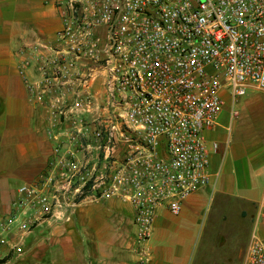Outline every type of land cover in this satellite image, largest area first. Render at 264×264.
Returning <instances> with one entry per match:
<instances>
[{
  "label": "built area",
  "instance_id": "2783aa9c",
  "mask_svg": "<svg viewBox=\"0 0 264 264\" xmlns=\"http://www.w3.org/2000/svg\"><path fill=\"white\" fill-rule=\"evenodd\" d=\"M56 3L57 38L87 67L84 110L59 112L70 118L65 129L50 124L47 173L20 186L13 212L0 217V264L24 254L38 222L70 221L82 199L131 207L142 260L158 210L177 216L191 194L213 186L204 132L226 96L233 105L248 86L264 91V0ZM236 115L231 109L230 119ZM242 264H264V192Z\"/></svg>",
  "mask_w": 264,
  "mask_h": 264
},
{
  "label": "crops",
  "instance_id": "0c3cea01",
  "mask_svg": "<svg viewBox=\"0 0 264 264\" xmlns=\"http://www.w3.org/2000/svg\"><path fill=\"white\" fill-rule=\"evenodd\" d=\"M56 1L0 0V217L13 212L17 189L44 176L52 158L54 143L41 127L27 79L31 55L43 53L42 48H52L57 42L62 21ZM91 89L99 93L101 81L92 82ZM226 110L225 105L216 126L204 132L210 149L213 186L191 194L177 216L165 207L158 210L152 233L140 246L144 252L142 260L134 242L133 210L117 199L100 203L82 200L70 221L42 220L24 242L36 228L47 229L49 236L55 237L68 229L67 236L72 232L84 235V264H194L201 238L209 227L205 223L212 207L217 202L223 208L232 198L231 188L225 182L219 192L215 191L228 146ZM234 161L237 166V157ZM257 175L263 176L264 171ZM263 192L264 178L261 196ZM210 201L213 205L208 209ZM213 219L222 221L224 216L216 210Z\"/></svg>",
  "mask_w": 264,
  "mask_h": 264
},
{
  "label": "rangeland",
  "instance_id": "374dc122",
  "mask_svg": "<svg viewBox=\"0 0 264 264\" xmlns=\"http://www.w3.org/2000/svg\"><path fill=\"white\" fill-rule=\"evenodd\" d=\"M42 50L43 53L31 55L28 76L33 87L31 98L41 127L50 140L47 132L52 122L56 121L62 129L70 122V118L59 112L84 110V69L87 67L84 56L68 54L66 44L58 38L52 48ZM92 92L98 98V93ZM92 102L96 109L99 99ZM226 106L228 110L224 114L230 117L231 109L238 114L231 120L228 117L229 130L225 132L228 146L215 191L219 192L225 182L231 188L232 198L223 208L215 202L212 213L209 212L211 215L205 223L209 227L201 238L194 264H242L253 227V211L262 197L264 175L257 173L264 171V91L247 88L233 105L227 96ZM212 205L210 201L208 209ZM216 210L222 212V221H214ZM67 232L68 229L55 237L49 236L47 229L36 228L25 241L24 254L11 264H84V235L72 232L67 236Z\"/></svg>",
  "mask_w": 264,
  "mask_h": 264
}]
</instances>
